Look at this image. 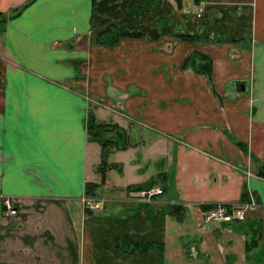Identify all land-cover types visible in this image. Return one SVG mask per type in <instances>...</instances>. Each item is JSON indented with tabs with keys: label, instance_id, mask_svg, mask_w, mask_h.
<instances>
[{
	"label": "crops",
	"instance_id": "crops-1",
	"mask_svg": "<svg viewBox=\"0 0 264 264\" xmlns=\"http://www.w3.org/2000/svg\"><path fill=\"white\" fill-rule=\"evenodd\" d=\"M89 108L129 142L104 178ZM147 186L162 191L137 199ZM244 201L242 219L200 214ZM257 220L264 0H0V264H172L210 231L220 250L249 232L264 264Z\"/></svg>",
	"mask_w": 264,
	"mask_h": 264
},
{
	"label": "rangeland",
	"instance_id": "rangeland-1",
	"mask_svg": "<svg viewBox=\"0 0 264 264\" xmlns=\"http://www.w3.org/2000/svg\"><path fill=\"white\" fill-rule=\"evenodd\" d=\"M114 155L116 157L123 158L124 156H126V151H116ZM112 172L116 174L118 173L116 169H114V171ZM245 221H247V219H245ZM257 223L258 227L260 226L261 228H264V225L262 223H259V220H257ZM238 231L239 230H237L236 232ZM227 233L232 234L233 238L231 243H235V247L232 250H228L226 248V246L228 245L227 242H224V250H220L217 246V235L214 232L210 231L207 233L206 237L208 248L202 250L201 253L197 251L194 252L193 248L190 250L184 248L183 251L178 250L179 252L176 253L177 255L173 256L172 264H252V262L256 259H263V256H260L259 254L262 250H259L255 247L250 251L245 250L244 243L245 241L249 240V232L241 231L240 233L235 234V232L226 231L220 232V236H225ZM221 237L220 239H218L220 243L223 242V239H221ZM259 243L264 246L263 239L259 240Z\"/></svg>",
	"mask_w": 264,
	"mask_h": 264
},
{
	"label": "trees",
	"instance_id": "trees-1",
	"mask_svg": "<svg viewBox=\"0 0 264 264\" xmlns=\"http://www.w3.org/2000/svg\"><path fill=\"white\" fill-rule=\"evenodd\" d=\"M111 29L113 31L109 33V35L112 34V36H108L109 41L116 39L121 33H127L126 30L122 29L110 28L109 30ZM189 37H192V35ZM104 39H106L105 33ZM125 132V129L121 126H118L115 122L96 119L93 109L89 108L87 114V136L91 139L97 140L100 144V160L97 166L102 169L103 178L105 169L110 167L113 163L108 159L109 152L114 148L125 147L129 143ZM99 184L100 182H95L92 180L86 181L84 188L85 193H96ZM226 205L229 206V204ZM254 242H256L255 237L245 241V249H250ZM143 245L144 247H147V243H144Z\"/></svg>",
	"mask_w": 264,
	"mask_h": 264
},
{
	"label": "built area",
	"instance_id": "built-area-1",
	"mask_svg": "<svg viewBox=\"0 0 264 264\" xmlns=\"http://www.w3.org/2000/svg\"><path fill=\"white\" fill-rule=\"evenodd\" d=\"M161 191L160 186H150L145 188H140L136 191L137 199L141 200H151L153 199V195L157 192ZM82 202L84 206L95 207L98 206L99 203L95 200V198H90L88 196L83 195ZM3 201L6 205V209L10 212H14L15 208L12 206V202L10 201L9 196H4ZM249 202H238L234 204H230L229 206L224 205L222 203H218L215 206L210 208L201 210L200 214L202 215V219L204 221H226L234 218L241 219L245 215V207Z\"/></svg>",
	"mask_w": 264,
	"mask_h": 264
},
{
	"label": "bare ground",
	"instance_id": "bare-ground-1",
	"mask_svg": "<svg viewBox=\"0 0 264 264\" xmlns=\"http://www.w3.org/2000/svg\"><path fill=\"white\" fill-rule=\"evenodd\" d=\"M85 196H88L90 198H95V200L99 203V205H101V201H102L103 197L95 195V194H85ZM98 206H95V207L85 206V207L88 209H93V208H97Z\"/></svg>",
	"mask_w": 264,
	"mask_h": 264
}]
</instances>
